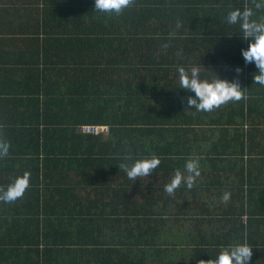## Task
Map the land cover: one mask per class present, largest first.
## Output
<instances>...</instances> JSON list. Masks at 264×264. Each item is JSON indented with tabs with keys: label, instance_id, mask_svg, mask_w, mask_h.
Wrapping results in <instances>:
<instances>
[{
	"label": "trees",
	"instance_id": "16d2710c",
	"mask_svg": "<svg viewBox=\"0 0 264 264\" xmlns=\"http://www.w3.org/2000/svg\"><path fill=\"white\" fill-rule=\"evenodd\" d=\"M94 3L95 0H0L3 5L0 20L7 26L4 34H31L34 28L24 21L32 15L37 26L56 20L57 27L52 30L50 24L44 31L49 45L55 40L50 46L55 58L46 56L42 62L47 67L42 80L51 84L42 93L43 116L45 122L65 134L75 133L64 148L71 150L76 162L85 164V169L90 166L91 174H86L92 184L90 205L86 204L85 213L79 211L84 219L74 216L76 207L57 205L61 220L53 226L59 234L52 243V235L47 232L42 235L39 225L30 217L39 212L40 204L0 203V212L20 218L14 219V231L8 234L9 238L0 237V246H36L35 255L42 253L49 259L59 250L65 254L56 259L68 255L71 264H198L200 260L214 258L212 253L219 250L213 236L205 245L193 248L188 258L182 243L192 239L179 230L186 218L196 219L190 211L194 207L191 200L201 197L204 186L246 184L249 207H243L242 213L251 218L264 216V201L260 203L257 199L251 203V193L264 197V183L261 184L264 181L251 173L249 157L258 148L264 151L259 140L262 130L256 120L259 115L264 116V84L254 81L258 69L242 56V49L249 42L236 33L240 30L217 31L222 47L235 51L236 55L229 58L222 53L219 59L207 61L209 71L202 69L201 74L215 79L216 71L222 78L238 80L247 96L210 112H199L187 108L191 93L179 90L177 72L181 64L190 68L199 65L198 62L188 60L187 55L177 56L169 46L164 47L169 42L165 34H179V29L163 30L154 24L182 20L180 6L186 3L132 0L129 8L112 16L97 13ZM186 17L189 18V13ZM14 20L22 24L13 27ZM229 34H238L237 43L229 41ZM178 41V37L172 39L173 50L181 48ZM56 42L62 55L55 53ZM237 67L242 71L237 72ZM246 121L251 129H245ZM196 124L206 127L201 134L197 133L198 139ZM84 125H108L110 134L94 136L79 132L78 128ZM65 140L68 138L64 137ZM196 150L201 176L195 186L192 189L182 186L175 195L168 194L165 184L177 168L183 170L187 159L197 157ZM153 153L161 157L162 163L149 177L130 180L120 169L119 164L129 154L140 158ZM232 154L237 156L235 166L243 163L240 170L234 174H228L226 169L215 173L214 164L225 163ZM228 175H233L236 183H228ZM213 206L210 201L195 207L198 216L202 215L196 219L198 225H207L206 233L210 234L216 229L211 227L215 225L213 220L221 219L211 216L215 213ZM63 215L69 218L63 219ZM66 227L73 236L62 230ZM246 238L249 242L251 237Z\"/></svg>",
	"mask_w": 264,
	"mask_h": 264
},
{
	"label": "crops",
	"instance_id": "0c3cea01",
	"mask_svg": "<svg viewBox=\"0 0 264 264\" xmlns=\"http://www.w3.org/2000/svg\"><path fill=\"white\" fill-rule=\"evenodd\" d=\"M183 1L186 4L180 6L184 14L181 17L184 18L180 19L182 27L179 28V34L176 32L165 34V37L169 39V42H166L169 48L177 56L187 55L189 56L188 60L198 62L204 72L209 71L207 61L219 59L222 53H226L229 58L234 57L236 55L235 51L222 47L217 31L225 30V28L240 30L239 25L228 24L221 12H226L231 7L243 9L244 5L254 7L253 0ZM2 6L0 4V7ZM255 11L257 18L264 17V9ZM188 13L189 18L186 17ZM28 18L24 22L32 26L34 30L31 31V34L28 33L25 36L16 34V32L4 34L5 31L3 30H7V26L0 20V140L7 141L11 145L8 157L0 159V175H2L3 188H6L15 177L23 175L25 171L31 173L29 189L23 197L12 202V204L18 206L40 204L38 207L39 212L36 215L32 213L30 217L39 225L42 235L45 232L48 233L47 235H52V243L54 241L53 237H57L59 234L53 226L58 225L61 220L58 212L60 208L57 205L68 204L76 207L77 213H74V216L80 215L77 219H84L81 214L85 213L86 204L90 205L92 189L91 177L86 173L91 174V168L88 166L85 169V164L81 166L79 162H76V156L71 150L64 148L67 142H71L69 140L73 139L75 133L65 134L59 127L45 122L43 116L45 103L42 93L44 90H49L51 84L48 82L49 80L45 82L42 80V75L47 70L46 65L43 66L42 62L46 60V56H54L55 58L53 50L50 48L55 40L49 45L46 36H44V31L50 27V24L52 30L57 27L54 23L56 20L51 19V23L50 21L41 22L37 26L33 15ZM12 23L13 27L22 24V22L17 23L16 20ZM176 23L177 19L156 21L154 24L157 27H162L163 30H172L177 29ZM174 37H178V44L181 46L178 50H173L174 46L171 41ZM227 37L229 41L232 40L237 43L238 34L234 36L229 34ZM55 47H57L55 53L62 55L58 48V42H56ZM64 55H67V53ZM179 90L186 92L181 88ZM256 120H258L257 123L260 130H262L259 139L260 144H264V116L259 115V119ZM195 128L196 139H198L197 133L201 134L203 128L206 127L196 124ZM245 129H251L247 121L245 122ZM80 130L81 128H78L79 132ZM104 136H108V134ZM64 137L68 140L64 141ZM254 152L249 156L252 159L250 170L252 167L253 171L251 173L255 176L258 174V177H262L264 181V151L258 148ZM196 153H198L196 154L198 157L199 150H196ZM236 157L235 154H232L225 163L214 164V172L223 173L226 169L228 174H234L237 170H240L243 163L240 161L239 165L235 166ZM247 159L248 157L245 158L246 167L248 166L246 164ZM227 181L228 183H236L233 175H228ZM263 183L261 182V184ZM245 185L214 184L210 188L204 186L200 194L201 197L198 196L196 199L191 200L194 207L190 211L196 219L202 217V215L198 216V208L195 210L196 204L210 203V201L214 205L212 208H215V213L211 216L214 219L217 217L221 219L213 220L215 225H211V227H216V229L211 230L212 234H210L206 233L209 232L207 225L200 224L199 226L198 220L190 219V217L186 218L179 230L183 232L181 234H185L186 237L189 235L192 239L189 241L185 239L182 243L184 249L188 251V258H190L192 249L199 245H205L210 236H213L214 244H218L219 251L228 244L243 242L247 240L246 237H251L249 242L247 241L253 246V256L250 264H264V216L251 218L248 217V214L244 215L242 213L243 207H249L248 188ZM225 192L231 193V197L227 201L222 199ZM263 198L260 195L251 193V203H256L257 199L261 203L264 201ZM0 203L3 202L0 201ZM80 209L84 212L80 213ZM62 218L68 219L69 215H63ZM14 219L20 218L7 216L4 212H0V237L9 238L8 234L14 231ZM35 222L32 223L33 227L36 225ZM62 230L73 236L68 227ZM200 230L202 233H199ZM62 235L64 234L62 233ZM253 241L255 242L253 243ZM16 246L18 247L0 246V264H71L69 261L71 257L68 255H65V258L56 259V256L65 254L59 250L54 251L52 258L49 259L42 253L35 255L36 246L22 244ZM41 247L39 249H42ZM217 254L218 252L212 253L214 258Z\"/></svg>",
	"mask_w": 264,
	"mask_h": 264
},
{
	"label": "clouds",
	"instance_id": "9594fccd",
	"mask_svg": "<svg viewBox=\"0 0 264 264\" xmlns=\"http://www.w3.org/2000/svg\"><path fill=\"white\" fill-rule=\"evenodd\" d=\"M132 5V0H95L94 8L99 14L108 16L119 15L125 9ZM254 7L244 5L240 7H231L224 15L228 24L239 25L244 41H248V46L242 49V56L246 63H255L258 71L254 73L255 82L264 84V17L257 18L256 11L264 9V0H253ZM182 27L178 20L176 28ZM168 47L167 44L164 45ZM237 72L242 71L240 67ZM179 86L191 93L187 97V108H195L198 111L210 112L229 101H239L246 98L244 91L238 80H229L222 78L216 73L215 79H209L201 74L199 65H192L190 68L181 64L177 67ZM11 145L9 142L0 140V159L8 157ZM130 161V163L128 162ZM162 159L159 155L153 153L151 156L134 158L129 154L125 162L119 164L130 180L137 181L143 177H149L150 174L159 168ZM185 172L187 174H185ZM201 176V162L199 157L189 158L185 161L183 170L177 168L170 182L164 186L165 191L170 195H175L176 191L183 187L192 189L197 178ZM31 185V173L25 171L23 175L15 179L6 187L0 189V201L5 203L14 202L24 196ZM230 192H225L222 196L224 201L229 200ZM253 256V246L244 240L228 244L221 248L215 258L200 260L198 264H250Z\"/></svg>",
	"mask_w": 264,
	"mask_h": 264
},
{
	"label": "built area",
	"instance_id": "2783aa9c",
	"mask_svg": "<svg viewBox=\"0 0 264 264\" xmlns=\"http://www.w3.org/2000/svg\"><path fill=\"white\" fill-rule=\"evenodd\" d=\"M81 131L84 134H90L99 136L110 133V127L108 125H84L81 127Z\"/></svg>",
	"mask_w": 264,
	"mask_h": 264
}]
</instances>
